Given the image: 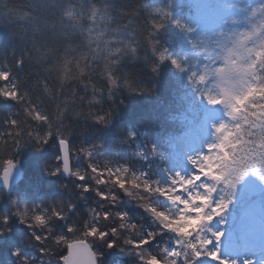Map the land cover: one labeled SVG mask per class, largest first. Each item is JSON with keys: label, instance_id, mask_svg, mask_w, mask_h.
Listing matches in <instances>:
<instances>
[{"label": "trees", "instance_id": "obj_1", "mask_svg": "<svg viewBox=\"0 0 264 264\" xmlns=\"http://www.w3.org/2000/svg\"><path fill=\"white\" fill-rule=\"evenodd\" d=\"M176 1L172 0L173 15L182 22L197 25L195 18L200 9L193 8L189 0ZM214 1H211L208 7L211 8L215 4ZM159 3L160 0H0V70L11 71L13 81L27 94L28 103L38 106L43 112L50 113L55 108L56 101L49 100L45 91L51 88L55 94L53 56L60 51L71 53L73 50L76 52L89 50L86 47V41L91 36L98 38L100 48L97 51L100 52L101 57L106 55L105 52L100 51L105 42L109 50L123 47L124 40L131 38L133 25L143 27L140 25L143 10L140 17H134L133 23L127 28L124 27L129 19L130 10L137 6L143 8L145 5L155 7ZM73 9L77 10L78 20L65 21L60 18L61 12ZM94 9L95 15H93ZM25 10H28V14ZM169 36L172 43L170 51L175 54L183 53L187 48L186 38L176 31H170ZM25 52L29 54L30 59L24 60L17 66V58L23 57ZM110 59H117V56ZM149 63H151L150 54L144 50H137L135 54L129 51L118 64H109V71L119 77L118 83L127 90L137 87L151 88L153 84H155V90L150 94L139 96H129L121 92L119 98H114L115 118L108 128L89 123L82 119V114L80 117L77 116V112L87 110L88 102L93 99L94 90L88 91L86 85H77L75 88V96L72 98L79 100L78 105L70 101L61 104L60 108L64 109L62 115L60 109H56V114L60 115L57 126L62 125L63 133L70 134V157L74 172L83 173L86 177L84 181L81 182L75 176H70L69 179L61 177L59 143L54 136L48 140L40 153L26 149L18 152L13 158H8L6 153L0 154L2 156L0 173L6 166L5 161L8 160L15 164L18 161L17 165L22 170L20 182L11 189L9 194L0 189V227H4L2 223L4 218L9 219V231L0 236V264H18L20 259H28L31 264H35L41 257V249L44 246L34 243L29 229L20 225L18 219L12 216V212L25 205L30 208L32 203L42 202V207L51 211L52 208L57 210L64 208L69 200H75L78 214L54 221L53 234L56 239L66 237L68 242H73V237L87 239L94 253L95 239L85 238L84 231L86 226H89L87 223L89 220L95 222L96 212L92 211L93 208L98 212L100 205L107 202V199H101L97 192L107 198L109 195L115 197L119 195L121 204L117 210L128 211L134 221L139 222V217L144 214L142 210L135 209L123 198L126 195L125 190L131 187L135 191L149 194L152 193V189L150 192L145 191L144 185H141L139 181L136 180L134 185L132 183L134 179L129 181L125 176L122 178L125 190H121L112 182L115 176L111 174V171L119 169L120 172L121 164L131 161L128 166L133 172L137 168L140 172L147 170L148 184L159 180L160 173H166L169 170L167 160L173 152L172 145L175 142L181 143L193 129L191 126H199V119L202 118L201 115L207 104L192 90L187 77L180 74L169 62L160 66L158 76L145 67ZM98 66L102 67V65ZM199 66L200 64L196 63L197 69ZM192 67L189 65V72ZM94 83L98 87L104 86V81L98 78ZM69 96H72L71 86L60 89L61 100H66ZM246 103L248 100L244 101V104ZM90 107L104 111L106 108H112L113 103L105 100L103 105L93 103ZM15 114L17 118L25 116L19 104L0 99V126H3L9 116L14 118ZM28 123L32 122L28 121ZM129 131L135 133V142H130L133 144L132 148L121 142ZM35 135L47 136V124L41 123ZM101 141L104 148L94 151L95 144ZM146 144L156 148L157 156L143 163L139 158L134 157L135 153ZM240 147L241 144L238 143V148ZM85 148H88L90 152L87 157L82 154ZM105 161L108 162L107 167H105ZM90 164L98 168L97 171L104 170L102 172L105 173L97 175L92 172ZM45 169L59 170V174L55 177L47 176L44 174ZM89 172L104 183L97 184L96 180L87 175ZM109 178L115 187L109 188ZM60 185H66V187L61 189ZM76 185H80L82 191L85 186L90 188V191L84 192V198L81 200L76 199L79 195ZM261 194L264 195V185L259 196ZM248 199L249 194H243V201L234 198L233 204L225 214L227 217L226 242L221 253L224 257H229L235 250L247 247L254 233L258 229H264V214L258 217V208L254 203L259 202L260 199L258 197ZM149 202L152 207L160 211L165 210V206L161 205L162 197L153 196ZM107 211L108 209H105V212ZM210 214H214L213 210L205 206L199 213L200 216H197L195 222L183 234L178 249L181 253L178 258L181 264H184L186 258L191 259L190 244H201L205 239H212L209 228L216 232L222 230L218 220L209 223ZM144 223L148 231L153 230L149 218L145 217ZM68 226H73L76 232L69 234L66 231ZM159 226L156 225V227ZM163 228L166 229L164 226ZM174 234V231L167 230V233L157 237V240L163 241L166 237H171L161 245L168 248L169 243L174 239ZM36 235L40 233L37 232ZM229 240L232 241L231 245L227 243ZM47 247L52 252V256L46 264H61L60 256L66 254L67 244L58 245L56 240L51 241L50 238ZM147 247L153 250V245ZM212 247H216L215 242ZM17 249L20 250L19 257L13 256V252ZM157 257L161 260L159 256ZM210 263L208 259L199 261V264Z\"/></svg>", "mask_w": 264, "mask_h": 264}, {"label": "clouds", "instance_id": "obj_2", "mask_svg": "<svg viewBox=\"0 0 264 264\" xmlns=\"http://www.w3.org/2000/svg\"><path fill=\"white\" fill-rule=\"evenodd\" d=\"M195 2L203 11V0H195ZM171 7L172 0H160L158 6L155 7L145 5L143 8L137 6L131 9L129 19L124 27L127 28L129 24H132L134 17H140L141 10H143V18L140 25H143V27L133 25L131 38L124 40L123 47L109 50L108 44L105 42L104 47L100 49V51L106 53L103 57L97 51L100 48V43L95 36L89 37L86 41V47L89 50L81 52L73 50L71 53L60 51L54 55L52 68L54 69L53 77L56 81L55 94L51 88H47L45 94L49 100L56 101L55 108L50 113L43 112L38 106L28 103L27 94L18 87L22 103H15L19 104L20 109H23L25 116L24 118H17L16 114L14 118L9 116L3 126H0V154L6 153L8 158H13L22 150L27 149L36 153L44 150L47 144L44 141L48 139V135H35L37 128L41 125V122L34 120L30 114L35 111H39L48 117L47 132L51 133V137H56L57 141L61 137L69 141L70 134L63 133L62 125L57 126L60 115L56 114V109H60L62 115L64 109L60 108L61 104H66L69 101L79 104V100H73L72 98L75 96L77 85H86L87 90L90 92L94 90L93 99L88 102L89 107L86 111L77 112V116L80 117L82 114V119L103 128L111 126L116 111L114 98H119L121 92L127 93L129 96L150 94L155 90V84L151 88L137 87L127 90L118 83L119 77L114 76L113 72L109 71V64H118L129 51L135 54L137 50H144L147 54H150L151 63L145 65V67L151 73L159 75L160 66L165 64L159 59L161 55L175 58L179 60L185 69L183 72L179 71L180 74H184L186 77L193 72L198 74L193 81L188 80L194 92L199 96H201V93L205 96L211 95L222 101L220 104L212 106V108L214 111H221L223 118L213 121L212 125L225 124L226 127L223 132L217 133L211 126L209 130L211 139L200 152L210 154L212 163L216 164V168L213 169L209 161L197 159L196 164H190L187 160L188 165L195 173L190 175L189 178L193 179V177L199 176L200 179H193L192 184L187 185L181 195L190 198L191 194L199 190V193L205 197L220 198L221 193L224 194L229 190L228 185L226 181L217 182L214 180L211 173L215 171L219 175L238 163H244L255 168L258 174L252 177L256 178L261 185H264L259 179V174L264 173V27H261V20L264 19V15L258 14L256 17L251 18L255 19V23H250L248 29L229 31L228 26L232 24V20H226L218 25L200 27L194 23L182 22L173 15ZM25 13L28 14V10H25ZM60 18L65 21L78 20L79 16L77 10L73 9L61 12ZM176 20L181 21L179 26L174 23ZM185 25L191 28L190 33ZM170 31H176L186 38L187 48L183 53L175 54L170 51L172 48ZM249 42H253L254 46L249 47ZM193 44L196 45L195 48L192 47ZM113 56H117V59H110ZM21 59L23 62L30 59L29 54L25 52L23 57L17 58V61ZM197 62L200 64L198 69L196 68ZM98 65H102V67ZM189 65L193 66L190 72L188 71ZM17 66H19L18 63ZM200 76H204L203 83L199 82ZM97 78L104 81L103 87L96 86L94 81ZM67 86H71L72 96L67 97L66 100H61L59 91ZM245 97H247L248 103L243 104V107H241V104L237 103V98L244 99ZM80 99H83V97H80ZM105 100L112 102L113 107L106 108L104 111H98L90 107L93 103L103 105ZM203 100L209 105L207 99ZM12 120L16 121V126L12 125ZM28 121L32 123L29 124ZM225 138H227L225 141L226 147H229L233 154L232 159H227V154L220 149L209 152L207 148L208 144H214L213 141L217 143ZM121 142L132 148L133 144L130 142H135V133L129 131L127 136L121 139ZM234 142L241 144L239 150L231 146ZM103 148L104 144L101 141L95 144L93 150ZM200 153H193L191 157L197 158ZM82 154L87 157L90 154L89 149H83ZM156 156V148L146 144L140 148L139 152L135 153L134 158H139L141 162L146 163ZM0 159H2V156H0ZM60 159L63 160V153ZM17 163L18 161H16L15 167ZM130 163L131 161L127 164L122 163L121 171L118 174L122 178L127 176L129 181L136 179L141 185H149L146 179L147 170L140 172L137 168L133 172L128 166ZM107 166L108 162L105 161V167ZM201 166L208 169L207 175L199 171ZM56 172L51 169L44 170L45 175L52 177L59 174H54ZM87 175L99 184V179L92 176L91 172ZM177 179L179 180L181 177H177ZM156 185L157 181H152L150 186L153 188V192L149 194L135 191L129 187L125 190L126 195L123 197L135 209L142 210L143 214L150 218L153 225L152 231H148L145 227L144 215H141L139 222H136L128 211L117 210L121 204L119 195L115 199L112 195H109L107 202L100 205L98 212L93 208L92 211L96 212L95 222L89 220L88 225L98 227L101 233H106L103 239H100L98 235L94 240L95 264H147L149 257L153 255L159 256L163 264H169L170 256L165 255V248L161 245L171 237H166L163 241L157 240V237L167 233V230L148 210L152 208L149 202L150 199L158 194ZM205 185H208V187L205 188ZM108 186L109 188L115 187L111 182V178H109ZM59 187L63 189L66 185H60ZM76 188L79 193L76 199H83L84 191L80 190V185H76ZM93 191H95V188H93ZM127 193H131V195ZM169 195L173 196L174 194L170 192ZM172 207L173 209L179 207V203L173 200ZM25 209H27V212H25ZM105 209H108V211L105 212ZM54 211H59L65 218L75 216L79 212L75 200H69L66 207L59 210L52 208L51 211H48L45 207H42V202H39L32 203L30 208L25 205L12 212V216L18 219L19 224L29 229L33 238L35 236L41 237L40 242H37L34 238V243L44 246L41 249V257L35 264H46L52 256L47 243L50 242V238L51 241L56 240L53 234V222L57 220L53 215ZM38 214L45 216L47 223L37 225L33 217ZM105 215L108 216L107 220L104 219ZM121 216L123 219L120 218ZM21 218H23V222H21ZM4 220L5 218L2 222L4 227H0V236L9 231V219L7 218V223ZM156 225L160 226L156 227ZM37 232L40 235H36ZM145 239L150 242L148 245H153V250H150L147 247L148 245L141 248L133 246L136 242ZM109 245L112 246L109 247ZM17 251L20 252L19 249L15 250L13 256H16L14 253ZM25 261H27V264H31L28 259H20L18 264H25Z\"/></svg>", "mask_w": 264, "mask_h": 264}, {"label": "snow or ice", "instance_id": "obj_3", "mask_svg": "<svg viewBox=\"0 0 264 264\" xmlns=\"http://www.w3.org/2000/svg\"><path fill=\"white\" fill-rule=\"evenodd\" d=\"M247 11V9H244ZM258 14L264 15V4H260L257 8H252L251 11L249 12V19L256 17ZM93 15H95V9L93 10ZM240 21L237 19H232L233 24H237ZM174 23L179 26L181 21L176 20ZM261 27H264V19L261 20ZM185 28L187 31L190 33L192 30L191 28H188L187 25H185ZM223 35V33H221ZM193 48L196 47L195 44L192 45ZM199 55V53H197ZM160 61L162 62H169L173 67H175L178 71H185L179 60L172 58V57H166L164 55H161L159 57ZM187 59V57H185ZM17 63L20 65L23 63V60L17 61ZM198 63V62H197ZM198 74L193 72L191 75L187 77L189 81H193L194 77H196ZM204 81V76L199 77V82L203 83ZM201 97L203 99H207V102L210 106L218 105L222 101L211 96L207 95L205 96L203 93H201ZM0 98H3L4 100L8 101H13L17 103H22L20 100V92L17 84L13 81L12 78V73L11 71H4L0 70ZM247 100V97L244 99L237 98V103L243 104L244 101ZM27 111V110H26ZM235 111V109H234ZM32 115V118L36 121H40L41 123L47 124L48 117L46 115H43L39 111H35L30 113ZM12 125L16 126V121L12 120ZM213 129L215 132H223L226 125L225 124H220L212 125ZM51 138V133H48V139H46L44 142L48 143V140ZM227 138L224 140H221L217 143L214 144H208L207 148L209 152L215 151L216 149L223 150L226 147L225 141ZM61 151L63 153V170L65 172L70 171V145L69 141L65 140L64 138H60L58 141ZM232 147H235V144L231 145ZM197 159H200L202 161H209L212 159V156L208 153H200L197 158L189 157L188 162L190 164H196ZM232 159V157L230 158ZM6 168L4 171L3 175V181L5 184V187H8L9 185V176L12 173V170L15 168V164L11 161H5ZM92 170V172L96 173L97 175H101L96 168L93 166H89ZM58 171L54 174H58ZM119 172V169L117 170ZM199 171L204 173L205 175L208 174V172L205 170L203 166L199 168ZM257 170L255 168H252L251 166H248L244 163H238L233 167H229L228 170L225 172L220 173L219 175H214L213 179L216 180L217 182H225L228 185V191L224 193L223 195L220 196L219 199H214L213 197H205L201 195L200 193H195V199H205L208 201L209 206L214 204L213 208V213L210 214L208 217L209 223H214L217 220L219 223L222 225V230L219 232L213 231L211 228H209V231H211L212 234V239H205L203 243L201 244H190L189 247L191 248V259L186 258L184 260V264H199V261L201 259H208L213 262V264H257V261L253 259H248L244 258L242 261L239 259H233L231 257H224L221 255L225 242H226V229L225 225L227 223V217L226 213L229 211L230 205L233 204L234 198L237 193L238 186L241 185L244 181L245 178L248 176H255L257 175ZM72 175L76 177V179L80 180L81 182L86 179L84 175H82L79 171L72 172ZM176 177H181L180 173L177 172ZM171 180L172 184L175 185L177 183H186L187 185L192 184L193 179L199 180V176L193 177V179L188 178L186 181L183 177L181 179H173L171 176L169 177ZM259 179L262 183H264V173L259 174ZM136 179L132 181V183L135 185ZM114 184H116L121 190H125V184L122 182V177H118L117 179H114L112 181ZM98 183H104L103 180H99ZM145 191L149 190V185L145 184ZM84 192L90 191V188L84 187L83 188ZM157 192H159L160 196H165L166 192H171V189H164L161 190L159 188L156 189ZM128 195H131V193H127ZM97 195L100 196L101 199H107V197L103 196L101 193L97 192ZM168 199L174 200V202L181 203L183 202L185 204V207L188 206V203L190 201H185L182 200L181 196L177 195L173 198V196L168 195ZM113 199H115V196H113ZM152 215L166 228V230L169 231H177L175 228V225L177 223L176 220H172L171 222L169 221L168 215L163 212L159 211L156 208H150L148 209ZM25 212H27V209H25ZM53 215L56 217L58 220H64L65 217L59 212V211H54ZM123 219V217H120ZM180 219L183 217L180 216ZM105 220L108 219V216L105 215L104 217ZM34 222L37 225H44L47 223L45 216L43 215H35L33 217ZM5 223H7V218L4 220ZM21 222H23V218H21ZM66 231L69 234H74L76 232V229L73 226H68ZM99 235L100 239H103L106 233H101L98 227L95 226H86L85 231H84V237L85 238H93L95 239ZM177 235L183 236L182 232H177ZM37 242H40L41 237L40 236H35L34 237ZM74 242H68V239L66 237H58L56 239V243L59 245L61 243H66L67 244V249H71V252L68 254H64L60 256V259L62 261V264H95V253L90 250V246L87 243V239H80L79 237H73ZM213 242H215L216 247L213 248ZM150 242L148 240H143L139 243H135L133 246L137 248L145 247L149 244ZM229 245L232 244V241H227ZM112 245H109L111 247ZM202 249V251H201ZM43 254V250H42ZM14 255L19 256L20 252L17 251L14 253ZM171 259L169 261V264H180L179 262V257L181 256V253L178 252L177 250L173 249L168 253ZM25 264H27V261H25ZM147 264H160L159 258L157 256H150ZM261 264H264V260L261 261Z\"/></svg>", "mask_w": 264, "mask_h": 264}, {"label": "rangeland", "instance_id": "obj_4", "mask_svg": "<svg viewBox=\"0 0 264 264\" xmlns=\"http://www.w3.org/2000/svg\"><path fill=\"white\" fill-rule=\"evenodd\" d=\"M183 0H177L176 2H181ZM187 1V0H186ZM213 0H203V11H201L200 7L196 4L195 0H189V3H191V6L193 8H199V12H197L195 21L197 25L200 27H208L209 25H218L223 23L226 20H232L237 19L240 22L237 24H231L228 26V30H245L248 29L250 23H255V19H249V12L252 8L264 4V0H215V4L210 8L208 7V4ZM244 9H247L245 11ZM249 47H253V42H249ZM200 67V66H199ZM246 101V100H245ZM202 103L204 101L202 100ZM244 104V103H243ZM243 104H241V107H243ZM202 118H200V124L199 128L194 126H191L193 129H191L189 135L185 137L181 143H174L172 145V150L169 158H168V166L169 170L165 173L162 172L159 175V180H157L156 189L159 188L161 190L164 189H171V193H173V198L177 195L181 196L182 200L190 201L188 203V206L185 207V204L183 202L179 203V207H176L173 209L172 202L173 200L166 199L167 196L170 194L169 192L165 193V196H160L159 192L156 196L159 198L162 197V204L165 206V212L168 217L169 221L176 220L177 223L175 225V228L177 231H174V239L169 243L168 248L165 247V255H167L170 251L173 249L177 250L179 249L180 242H181V235H177V232H182L185 234V232L188 231L190 228V225L195 222V219L197 216L199 217V213L201 210L207 206L210 207L211 210H213V205L209 206L208 201L205 199H195V193L190 195V198H186L185 195H181L183 193L184 188L187 186L186 183H177L175 185L172 184L169 177L171 176L173 179H177L176 173L179 172L181 177L185 179V181L189 178L190 175H194V170L191 168L190 165H188L187 160L189 157L192 156L193 153H200L201 149L204 148L206 143L211 139L210 136V127L212 126L213 121H217L221 118H223V113L219 110L214 111L212 106H209L206 104L205 111L201 115ZM231 138V137H229ZM213 143H215L213 141ZM235 148H238V143L234 142ZM223 153L227 154L226 158L230 159L232 156V152L230 151L229 147H225L223 150ZM209 163L211 164L212 168H216V164L212 163V159L209 160ZM98 170V168H96ZM61 170V167H60ZM206 171H208L207 168H205ZM104 170H99V173H105L102 172ZM72 172H74V166L71 164V175ZM119 172L117 170H112L111 174L114 175L115 179L118 177ZM213 176L217 175L215 171L211 173ZM149 184V192L153 188ZM263 185H261L256 178L252 177L251 175L245 178V181L238 186L237 193L235 198L241 199L243 201V194L248 195L249 199H256L258 197L259 202H254L256 208H258L257 214L258 217L264 214V195L259 194L261 193V188ZM205 188L208 187V185L204 186ZM179 190V191H178ZM191 193V189L189 190ZM199 193V190L197 191ZM196 192V193H197ZM223 195V193H221ZM248 199V200H249ZM154 208V207H152ZM159 210L158 208H156ZM160 211V210H159ZM145 215V214H144ZM182 216L183 218L180 219L179 217ZM146 218H148L145 215ZM150 219V218H149ZM150 224H152L150 222ZM255 235L252 236L251 240L248 242L247 247L240 248L239 250H235L232 252L229 257L233 259H239L243 260L244 258L248 259H255L257 261V264H261V261L264 260V229H258L255 233ZM169 259H173L172 257H169ZM160 264H163L162 260H159ZM181 264V262H180ZM210 264H213L211 261Z\"/></svg>", "mask_w": 264, "mask_h": 264}, {"label": "water", "instance_id": "obj_5", "mask_svg": "<svg viewBox=\"0 0 264 264\" xmlns=\"http://www.w3.org/2000/svg\"><path fill=\"white\" fill-rule=\"evenodd\" d=\"M62 154V151H61V147L59 145V152H58V155L61 156ZM15 164V163H14ZM59 164L61 166V170H63V165H64V161L63 160H59ZM5 168L6 166L3 168L2 172L0 173V189L1 190H4L7 194H9V192L11 191V189L16 186L20 180H21V177H22V170L21 168L19 167V165H17L13 170H12V173L11 175L9 176V185L8 187H5V184H4V181H3V175H4V171H5ZM60 174H61V177H64L66 179H69L70 178V175H71V157H70V171L69 172H65L64 170L61 172L60 171ZM74 242V241H73ZM88 243V242H87ZM89 244V243H88ZM90 246V245H89ZM90 250L92 251V248L90 246ZM71 252V249H67L66 248V254L70 253ZM62 264V262H61Z\"/></svg>", "mask_w": 264, "mask_h": 264}]
</instances>
